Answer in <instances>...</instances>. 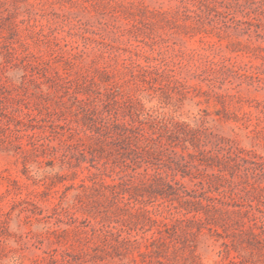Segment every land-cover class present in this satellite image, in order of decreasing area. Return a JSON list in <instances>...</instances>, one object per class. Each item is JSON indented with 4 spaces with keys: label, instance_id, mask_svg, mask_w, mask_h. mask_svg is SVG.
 I'll use <instances>...</instances> for the list:
<instances>
[{
    "label": "rangeland",
    "instance_id": "obj_1",
    "mask_svg": "<svg viewBox=\"0 0 264 264\" xmlns=\"http://www.w3.org/2000/svg\"><path fill=\"white\" fill-rule=\"evenodd\" d=\"M0 264H264V0H0Z\"/></svg>",
    "mask_w": 264,
    "mask_h": 264
}]
</instances>
